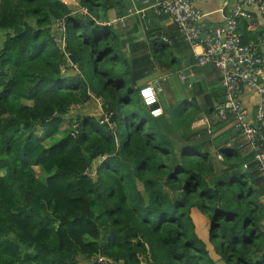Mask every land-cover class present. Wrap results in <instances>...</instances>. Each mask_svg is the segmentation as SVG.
Listing matches in <instances>:
<instances>
[{
	"label": "trees",
	"instance_id": "obj_1",
	"mask_svg": "<svg viewBox=\"0 0 264 264\" xmlns=\"http://www.w3.org/2000/svg\"><path fill=\"white\" fill-rule=\"evenodd\" d=\"M112 10L124 12L121 0H0V264L98 253L117 264H215L212 248L226 264H264L253 153L242 172L240 156L219 170L206 153L175 148L181 118H160L142 84L151 51H121L105 24ZM149 40L167 54L158 34ZM94 98L101 116L72 115Z\"/></svg>",
	"mask_w": 264,
	"mask_h": 264
},
{
	"label": "crops",
	"instance_id": "obj_2",
	"mask_svg": "<svg viewBox=\"0 0 264 264\" xmlns=\"http://www.w3.org/2000/svg\"><path fill=\"white\" fill-rule=\"evenodd\" d=\"M161 1L121 0L125 7L124 12L119 15L120 13L117 14L112 10L110 20L105 24L113 30L124 53L128 52L133 44H147L155 68L152 75L142 84H148L150 89H153L152 84L156 79L167 77L163 83V91L157 95L156 103L159 104V109L156 114L167 121L171 120L172 114L175 119L181 118L184 134L174 130L173 127L169 134L175 148L182 150L186 146L194 147L202 154L206 153L214 167L219 170L226 169L236 160L240 161V156L244 162L239 169L245 172L252 162V159H249L252 155L250 146L233 119L221 120L216 115L217 109L225 99L221 74L212 64L205 66L197 64L199 56L205 50L203 43L193 46L184 41L178 36L176 25L171 18L154 13L152 7ZM193 1L206 15L203 26L206 29V23H209L206 30L208 33L220 29L226 19L233 15L234 10L238 6L242 7L247 17L239 19L240 35L244 36L246 33L249 42L257 45L259 53L264 57V13L259 7L247 6L245 0ZM70 2L73 1L69 0L68 3ZM152 34H158L161 42L167 46V54L160 52L156 47L154 50L151 49L149 37ZM262 82H264V74ZM240 99L248 109L250 120L255 122L258 94L253 89L246 88ZM65 126L66 124L62 130ZM228 153L231 154L227 158ZM263 199L264 194L260 200ZM260 228L264 233V219ZM211 253L215 264H226L213 248ZM92 259L90 261L80 258L79 264H92Z\"/></svg>",
	"mask_w": 264,
	"mask_h": 264
},
{
	"label": "built area",
	"instance_id": "obj_3",
	"mask_svg": "<svg viewBox=\"0 0 264 264\" xmlns=\"http://www.w3.org/2000/svg\"><path fill=\"white\" fill-rule=\"evenodd\" d=\"M64 2L68 4V0ZM245 4L257 6L264 13L263 0H245ZM152 10L157 15L171 18L184 41L193 46L199 43L205 45L197 64L214 65L221 74L225 91V99L217 109L216 115L221 120H234L250 146L259 172L264 178V82H262L264 57L259 53L257 45L242 43L239 19L246 18V12L238 6L220 29L208 33L203 26L206 15L196 7L193 0H162L152 7ZM79 12L83 15L88 14L87 9L83 7ZM62 29L63 27L60 30ZM203 34H206L204 40L201 39ZM67 66L69 68L73 65L69 61ZM166 78L162 77L153 82V89L147 98L148 105L156 103L157 95L163 91ZM246 88L253 89L259 96L255 122L250 120L248 109L240 99ZM93 260L98 264H117L103 257L101 253L93 257Z\"/></svg>",
	"mask_w": 264,
	"mask_h": 264
},
{
	"label": "rangeland",
	"instance_id": "obj_4",
	"mask_svg": "<svg viewBox=\"0 0 264 264\" xmlns=\"http://www.w3.org/2000/svg\"><path fill=\"white\" fill-rule=\"evenodd\" d=\"M69 2V0H68ZM72 115L77 118L80 116H85V115H94V116H101L102 115V106H101V102L95 100V98L93 100H91L90 102H88L86 105L81 106V107H77L74 108L72 111ZM71 125L73 124V121L70 122ZM71 125H69V123H66L65 129L63 128L62 130V134H60L57 139L62 138L63 133H67L70 128ZM49 144V142H47V145ZM50 144H52V141L50 142ZM140 190L143 191V187L140 186Z\"/></svg>",
	"mask_w": 264,
	"mask_h": 264
},
{
	"label": "water",
	"instance_id": "obj_5",
	"mask_svg": "<svg viewBox=\"0 0 264 264\" xmlns=\"http://www.w3.org/2000/svg\"><path fill=\"white\" fill-rule=\"evenodd\" d=\"M208 26H209V23H206V29H205V31L207 30ZM212 29H213V28H212ZM205 38H206V34H203V35L201 36V39L204 40Z\"/></svg>",
	"mask_w": 264,
	"mask_h": 264
}]
</instances>
